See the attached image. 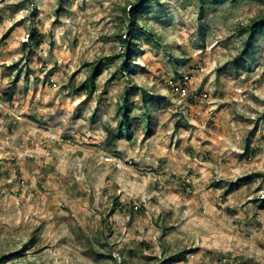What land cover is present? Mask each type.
Returning <instances> with one entry per match:
<instances>
[{"label":"rangeland","instance_id":"1","mask_svg":"<svg viewBox=\"0 0 264 264\" xmlns=\"http://www.w3.org/2000/svg\"><path fill=\"white\" fill-rule=\"evenodd\" d=\"M137 2L0 0V264H264V0Z\"/></svg>","mask_w":264,"mask_h":264},{"label":"trees","instance_id":"2","mask_svg":"<svg viewBox=\"0 0 264 264\" xmlns=\"http://www.w3.org/2000/svg\"><path fill=\"white\" fill-rule=\"evenodd\" d=\"M228 1H233V0H198V2L203 5V4H210V5H220V4H223V3H226ZM255 1H258L260 3L263 2V0H255ZM144 4H146V0H138L137 3L131 5V11L130 13L128 14V19H129V23L131 24V27L133 26H136L137 25V19H138V15H139V10L142 8V6H144ZM257 28L259 29H263L264 30V18H262L258 25H257ZM130 36V31H129V34ZM127 35V37H128ZM119 40L122 44H124L125 46H127V48H130V45H131V40L129 38H124L123 35H120L119 36ZM130 57H128L127 59H129ZM122 109V112H123V117H122V121L119 122V129H118V135L116 136V139L120 138L121 135H120V130L121 128L125 129L127 132H126V137L127 139H130L131 136H129V131H130V123H129V116H128V113L130 111V106L129 104L127 103L126 100H124V103L121 107ZM6 262V261H5Z\"/></svg>","mask_w":264,"mask_h":264},{"label":"built area","instance_id":"3","mask_svg":"<svg viewBox=\"0 0 264 264\" xmlns=\"http://www.w3.org/2000/svg\"><path fill=\"white\" fill-rule=\"evenodd\" d=\"M107 162H112V163H114L115 160H114V159H111V158H108V159H107ZM116 166H117L118 168L121 167L120 163H117Z\"/></svg>","mask_w":264,"mask_h":264}]
</instances>
